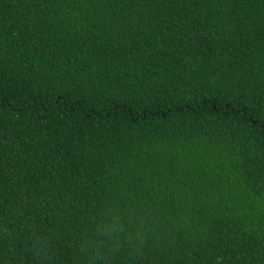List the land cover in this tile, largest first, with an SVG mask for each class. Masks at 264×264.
I'll return each instance as SVG.
<instances>
[{"label":"trees","instance_id":"16d2710c","mask_svg":"<svg viewBox=\"0 0 264 264\" xmlns=\"http://www.w3.org/2000/svg\"><path fill=\"white\" fill-rule=\"evenodd\" d=\"M0 264H264V0H0Z\"/></svg>","mask_w":264,"mask_h":264}]
</instances>
